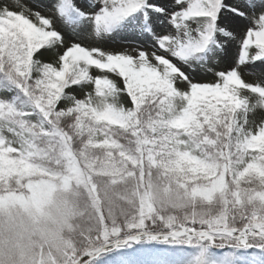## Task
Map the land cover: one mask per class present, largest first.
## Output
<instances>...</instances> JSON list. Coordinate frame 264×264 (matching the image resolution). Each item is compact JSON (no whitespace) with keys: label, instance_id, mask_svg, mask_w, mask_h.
Returning <instances> with one entry per match:
<instances>
[{"label":"snow or ice","instance_id":"1","mask_svg":"<svg viewBox=\"0 0 264 264\" xmlns=\"http://www.w3.org/2000/svg\"><path fill=\"white\" fill-rule=\"evenodd\" d=\"M0 264H264V0H0Z\"/></svg>","mask_w":264,"mask_h":264},{"label":"rangeland","instance_id":"2","mask_svg":"<svg viewBox=\"0 0 264 264\" xmlns=\"http://www.w3.org/2000/svg\"><path fill=\"white\" fill-rule=\"evenodd\" d=\"M110 47H118V45H111ZM257 71H259V70H257ZM250 78L254 79L255 77H250Z\"/></svg>","mask_w":264,"mask_h":264}]
</instances>
